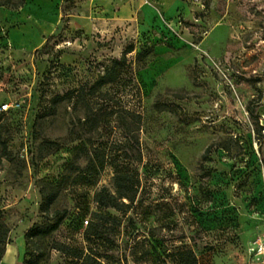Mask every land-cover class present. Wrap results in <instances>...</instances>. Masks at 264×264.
Returning a JSON list of instances; mask_svg holds the SVG:
<instances>
[{
  "label": "rangeland",
  "instance_id": "obj_1",
  "mask_svg": "<svg viewBox=\"0 0 264 264\" xmlns=\"http://www.w3.org/2000/svg\"><path fill=\"white\" fill-rule=\"evenodd\" d=\"M3 1L0 219L13 264L81 263L62 246L103 264L248 259L264 226V0H182L149 25L80 0L46 17L36 0ZM125 180L133 200L118 197Z\"/></svg>",
  "mask_w": 264,
  "mask_h": 264
},
{
  "label": "crops",
  "instance_id": "obj_2",
  "mask_svg": "<svg viewBox=\"0 0 264 264\" xmlns=\"http://www.w3.org/2000/svg\"><path fill=\"white\" fill-rule=\"evenodd\" d=\"M30 1L35 0H27L25 3V7L30 3ZM38 8L41 10V14L43 17H46L50 11L52 10V4L56 3V1L60 0H36ZM90 3V10L92 11L93 5L104 6L105 8H112L113 10H117L116 19L119 21H126L129 19H137L140 21L141 19L148 20L145 21L146 24H151V20L153 17L161 11L165 13V16H169L172 11L173 3L178 7L184 8V1L182 0H80L79 4H87ZM160 6L162 9H159ZM83 8V7H82ZM81 7L77 9L76 16L80 20H87L88 17V9H82ZM56 21H58V17H56ZM144 23V24H145ZM143 24V23H141ZM145 24V25H146ZM144 27V25H142ZM44 30H51L50 26H43ZM18 251L7 250L5 249L4 256L0 262V264H13L15 262V255ZM236 264H261L258 257L252 258H237Z\"/></svg>",
  "mask_w": 264,
  "mask_h": 264
},
{
  "label": "trees",
  "instance_id": "obj_3",
  "mask_svg": "<svg viewBox=\"0 0 264 264\" xmlns=\"http://www.w3.org/2000/svg\"><path fill=\"white\" fill-rule=\"evenodd\" d=\"M9 3H11L10 5L12 7L18 8L25 3V0H18L17 2H10L9 0H7V1L1 2L2 5H7ZM114 80H115V77L107 76V77L102 78L99 81V85L102 86V85L110 83ZM103 167H104V161H101L99 168L96 165H91V167H89V170L93 171V172H98ZM124 183L125 184H123V188L121 187L119 189V196L118 197L133 200L134 196L131 195L129 192L130 186H128V184L126 186V180ZM99 202L104 204V205L109 204L111 206L116 207V204L113 202V200H109V202L99 200ZM64 218H65V213H62L56 218V221L50 225H44L43 228L35 225L30 231V236L31 237L36 236L37 234H41L42 236H45L48 233H51V232L57 230L60 227V225L62 224V221ZM9 231L10 230H9V227L7 226V224L3 220L0 219V262L4 256V253H5V249H6V245H7L6 240H7V235H8ZM1 245H2V247H1ZM62 247L63 248L59 247L58 250L63 251L64 253L71 254L72 256L81 259L80 264H103V262L100 260V257L91 251L85 252L82 249L71 248L69 246H62Z\"/></svg>",
  "mask_w": 264,
  "mask_h": 264
},
{
  "label": "built area",
  "instance_id": "obj_4",
  "mask_svg": "<svg viewBox=\"0 0 264 264\" xmlns=\"http://www.w3.org/2000/svg\"><path fill=\"white\" fill-rule=\"evenodd\" d=\"M9 104L6 103L3 109H8ZM248 252L251 256H256L259 258L261 264H264V226L260 230V233L256 239L253 240L248 248Z\"/></svg>",
  "mask_w": 264,
  "mask_h": 264
}]
</instances>
